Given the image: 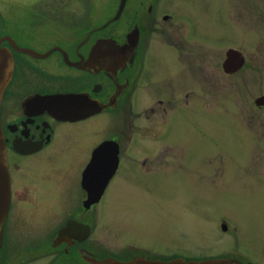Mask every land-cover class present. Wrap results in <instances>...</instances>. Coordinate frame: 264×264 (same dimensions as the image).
I'll return each mask as SVG.
<instances>
[{
    "label": "flooded vegetation",
    "instance_id": "af4514ba",
    "mask_svg": "<svg viewBox=\"0 0 264 264\" xmlns=\"http://www.w3.org/2000/svg\"><path fill=\"white\" fill-rule=\"evenodd\" d=\"M72 1H80L81 8H69ZM196 1L34 0L14 19L0 13V44L14 62L0 103L9 179L0 264L41 259L44 264H135L137 259L177 258L259 264L235 242L213 256L186 245L165 256L163 241L145 242L135 234L118 251L101 242L108 226L102 220H119L105 216V210L109 191L123 172L128 208L163 213L159 204L165 186L152 183L164 180L162 168L154 171L164 161L179 166L180 148L169 138L180 99L185 95L192 105L198 93H211L213 77L201 55L210 58L221 44L213 48L209 41L191 40L194 23L180 9ZM224 1L233 30L251 33L248 43L261 46L254 37L264 32V0ZM227 48L222 67L234 74L247 59ZM182 67L187 86L180 85ZM254 104L264 107V95ZM217 225L221 234L231 230L229 220H217Z\"/></svg>",
    "mask_w": 264,
    "mask_h": 264
},
{
    "label": "rangeland",
    "instance_id": "374dc122",
    "mask_svg": "<svg viewBox=\"0 0 264 264\" xmlns=\"http://www.w3.org/2000/svg\"><path fill=\"white\" fill-rule=\"evenodd\" d=\"M32 1L0 0V13L14 19L29 9ZM71 3L69 8H81L80 1ZM228 3L198 0L181 6L180 12L194 23L191 40L201 45L209 41L213 48L221 44L211 50L210 58L201 55L213 77L211 93H198L192 105L185 102V95L180 99L182 105L169 138L180 148L179 166L176 168V161H164V167L162 163L154 170L162 168L164 180L152 183L165 186L159 204L163 213L157 208L146 214L128 208L121 186L127 185V176L123 172L116 177L105 216L119 220H102L108 226L102 229L101 242L111 250L122 249L133 234L145 242L163 241L165 256L183 245L213 256L227 252L235 242L264 264V107L254 104L255 98L264 95V32L254 37L261 46L248 43L246 38L252 40L251 33H238L240 30L231 27ZM227 47L241 51L247 59L246 67L234 74L225 73L222 67ZM179 81L182 86L189 81L183 67ZM174 167L176 172L171 176ZM133 216L140 219L122 220ZM154 217L164 220H152ZM217 220H229L231 230L221 234L216 229ZM33 261L44 264L46 259Z\"/></svg>",
    "mask_w": 264,
    "mask_h": 264
},
{
    "label": "water",
    "instance_id": "95a60500",
    "mask_svg": "<svg viewBox=\"0 0 264 264\" xmlns=\"http://www.w3.org/2000/svg\"><path fill=\"white\" fill-rule=\"evenodd\" d=\"M4 38H0V43ZM14 48H18L14 42H12ZM13 58L9 49L2 47L0 44V103L4 89L11 79L13 71ZM9 202V179L8 168L5 155V147L3 135L0 129V228L7 213ZM1 240V231H0ZM119 264H128L126 262H118ZM238 263L237 259L232 258H208L199 261H185L182 258L173 259L171 261H148L144 259H137L135 264H232Z\"/></svg>",
    "mask_w": 264,
    "mask_h": 264
}]
</instances>
